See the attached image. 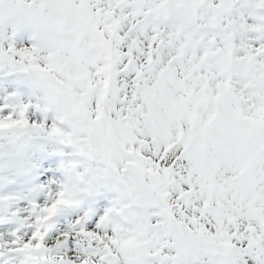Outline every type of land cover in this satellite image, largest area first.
Returning a JSON list of instances; mask_svg holds the SVG:
<instances>
[{
	"label": "snow or ice",
	"instance_id": "1",
	"mask_svg": "<svg viewBox=\"0 0 264 264\" xmlns=\"http://www.w3.org/2000/svg\"><path fill=\"white\" fill-rule=\"evenodd\" d=\"M97 9L113 17L125 53L111 87L115 106L131 112L130 104L144 100L165 108L150 138L142 141L147 149L136 155L179 185L175 205L163 211L180 223L151 264H198L178 259L177 253L199 243L200 234L206 233L209 243L221 235L217 209L229 212L234 247L228 258L208 264H264V0H96ZM174 9L180 10L178 18ZM27 49L9 46L8 52L23 64L24 57L32 58ZM27 107L21 104L0 117V129L30 126L51 137L55 128L48 132L26 118ZM59 194L49 190L47 201L24 208L14 207L17 197L0 195V223L20 226L0 235V257L12 254L18 264H49L53 257L56 264H65V257L68 264L76 257L83 264H123L113 260L116 241L108 240L109 207L87 227L77 219L63 239L47 238L50 218L72 207H60ZM73 236L83 249L79 254L71 251Z\"/></svg>",
	"mask_w": 264,
	"mask_h": 264
},
{
	"label": "clouds",
	"instance_id": "2",
	"mask_svg": "<svg viewBox=\"0 0 264 264\" xmlns=\"http://www.w3.org/2000/svg\"><path fill=\"white\" fill-rule=\"evenodd\" d=\"M95 6L96 0H0V33L27 30L39 45L27 49L32 58L24 57L27 63L23 64L13 61L8 47L0 45V65L23 74L38 90L42 110L54 113L63 126H53L55 132L49 137L68 145L74 158L58 190L62 194L55 195L62 201L60 207L103 192L111 213L106 220L112 232L108 240L116 241L113 260L151 264L153 253L173 238L180 223L163 211L175 205L173 194L179 185L136 155L141 147L147 149L142 141L150 138L152 125L164 117L165 108L162 103L149 105L144 100L130 104L131 112L125 107L122 113L115 106L111 87L125 53L115 35L113 17L107 10L93 11ZM179 11L173 10L177 18ZM21 66L26 70L21 71ZM31 133L30 126L26 131L23 126L0 129V152L23 158ZM41 134L48 137L47 132ZM192 205L199 206L195 200ZM217 211L221 213V235L209 243L206 233L200 234L199 243L182 248L178 259L208 264L209 259L228 258L234 247L228 239L229 212ZM69 259L64 258L65 264ZM49 264H56L54 257ZM74 264L83 261L76 257Z\"/></svg>",
	"mask_w": 264,
	"mask_h": 264
},
{
	"label": "rangeland",
	"instance_id": "3",
	"mask_svg": "<svg viewBox=\"0 0 264 264\" xmlns=\"http://www.w3.org/2000/svg\"><path fill=\"white\" fill-rule=\"evenodd\" d=\"M0 45L13 48H39L30 32L15 29H8L0 33ZM8 69L7 79H0V117L7 113H15L19 105L24 104L28 106L25 113L26 118L42 123L45 128L57 126V121L53 117L54 113L42 110V101L38 90L21 73L19 78L21 77L22 80L19 86L18 75L14 70ZM40 135L42 134L40 133ZM28 150L26 159L0 157L1 160L2 158L7 159L11 165L10 170L15 173L4 181H0V195L17 197L14 207L24 208L28 207L30 202L43 203L47 201L49 190L57 191L64 183L65 166L70 164L71 156L64 154L62 146L54 141H49V144L45 145L41 140H37L28 147ZM65 163L67 164L65 165ZM83 205L64 209L51 217L49 223L53 225V228L47 238L53 242L56 238L63 239L61 234L70 231L77 219L87 227L93 219H98V216L103 214L102 205L93 206L92 210L87 203ZM17 227L20 226L15 221L6 220L0 223V235L7 237ZM27 230L26 227L21 228L22 233ZM70 239L71 251L77 254L82 252L83 249L76 243L75 237H70ZM62 250L69 251L68 242L64 243ZM13 257L12 254L0 257V264H16Z\"/></svg>",
	"mask_w": 264,
	"mask_h": 264
},
{
	"label": "trees",
	"instance_id": "4",
	"mask_svg": "<svg viewBox=\"0 0 264 264\" xmlns=\"http://www.w3.org/2000/svg\"><path fill=\"white\" fill-rule=\"evenodd\" d=\"M105 196L106 198H108L103 192H97L95 194L89 195L87 196V198H89L90 200H96L99 199L101 197Z\"/></svg>",
	"mask_w": 264,
	"mask_h": 264
}]
</instances>
